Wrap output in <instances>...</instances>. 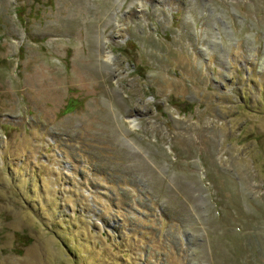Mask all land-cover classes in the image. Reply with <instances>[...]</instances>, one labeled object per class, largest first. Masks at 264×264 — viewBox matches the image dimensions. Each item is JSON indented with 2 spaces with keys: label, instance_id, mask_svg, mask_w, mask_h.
I'll list each match as a JSON object with an SVG mask.
<instances>
[{
  "label": "rangeland",
  "instance_id": "obj_1",
  "mask_svg": "<svg viewBox=\"0 0 264 264\" xmlns=\"http://www.w3.org/2000/svg\"><path fill=\"white\" fill-rule=\"evenodd\" d=\"M0 264H264V0H0Z\"/></svg>",
  "mask_w": 264,
  "mask_h": 264
}]
</instances>
